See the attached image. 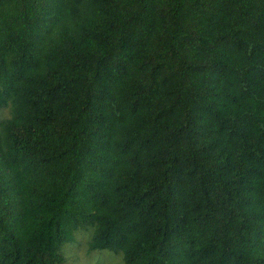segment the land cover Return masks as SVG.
Wrapping results in <instances>:
<instances>
[{
	"label": "trees",
	"instance_id": "1",
	"mask_svg": "<svg viewBox=\"0 0 264 264\" xmlns=\"http://www.w3.org/2000/svg\"><path fill=\"white\" fill-rule=\"evenodd\" d=\"M0 108V264H264V0H0Z\"/></svg>",
	"mask_w": 264,
	"mask_h": 264
},
{
	"label": "rangeland",
	"instance_id": "2",
	"mask_svg": "<svg viewBox=\"0 0 264 264\" xmlns=\"http://www.w3.org/2000/svg\"><path fill=\"white\" fill-rule=\"evenodd\" d=\"M0 110L1 118L6 114L5 110L8 111L9 108H0ZM89 235V232L78 234V241L66 247L64 250L68 259L66 264H125L120 256L107 250L88 253L87 241Z\"/></svg>",
	"mask_w": 264,
	"mask_h": 264
}]
</instances>
